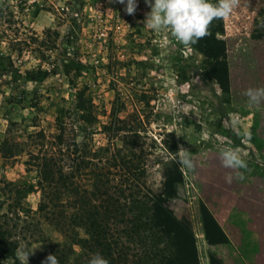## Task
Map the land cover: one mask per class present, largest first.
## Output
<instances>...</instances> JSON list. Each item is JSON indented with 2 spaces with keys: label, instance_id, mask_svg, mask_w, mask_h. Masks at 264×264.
I'll return each mask as SVG.
<instances>
[{
  "label": "rangeland",
  "instance_id": "obj_1",
  "mask_svg": "<svg viewBox=\"0 0 264 264\" xmlns=\"http://www.w3.org/2000/svg\"><path fill=\"white\" fill-rule=\"evenodd\" d=\"M124 7L114 0H0V225L12 226L20 217L12 232L16 259L25 264L21 252H27V264H42L50 244L62 241L44 222L41 234L21 233L25 220L34 224L40 218V193L21 198L15 192L35 186L32 157L58 152L61 125L63 149L77 141L81 156L102 157L105 150L108 156H128V165H140L138 178L152 190L165 189L171 175L176 184L167 205L191 222L200 264H209L212 252L203 238L200 204L213 217L220 210L226 214L221 228L238 253L234 264H264V104L249 107L243 95L264 86V0H238L222 18L226 89L211 71L212 59L180 44L167 29L157 34L146 28L150 7L144 0L133 15ZM6 57L13 68H7ZM66 64L73 65L69 77L80 69L73 89ZM38 69L49 76L25 79V71ZM80 103L87 111H75ZM233 113L250 137L236 133ZM110 124L124 131L105 130ZM5 139L13 154L1 152ZM225 147H238L247 160L243 180L225 183L233 171L221 165ZM182 148L190 152L191 169L179 163ZM85 178L87 185L90 177ZM229 200L249 212L221 205Z\"/></svg>",
  "mask_w": 264,
  "mask_h": 264
},
{
  "label": "trees",
  "instance_id": "obj_2",
  "mask_svg": "<svg viewBox=\"0 0 264 264\" xmlns=\"http://www.w3.org/2000/svg\"><path fill=\"white\" fill-rule=\"evenodd\" d=\"M222 34V18H215L208 25L207 34L193 46L214 61L211 71L223 80L221 84L226 89L228 71L224 61L220 60L225 52L224 42L220 39ZM6 59L7 68H13L10 58ZM72 67L71 64L63 67L71 89L80 74L76 67L69 77ZM48 76L49 71L41 69L24 73L30 82L43 81ZM73 97L79 103L80 93H74ZM81 109L87 111L82 103L76 105L75 111ZM59 128L60 134L55 138L58 152L43 151L32 157L38 174L35 186L23 185L22 190H15L21 198L32 192L40 193L37 207L40 218L34 224L25 220L21 233L41 234L44 222L62 237V241L50 244L46 258L56 255L59 264H88L92 254L100 253L109 264H200L191 222L178 218L167 205L169 192L176 184L171 175L165 189L152 190L140 182V165H128V156L126 159L119 154L108 156L106 150L102 157L93 155L91 158L88 152L81 156L76 149L77 141L63 149L64 127L60 125ZM104 129L117 133L124 131L120 126L113 128V124ZM7 143V139L2 142L1 152L13 154ZM170 150L175 154L174 141ZM87 176L90 179L86 185ZM19 206L20 203L12 205L16 207L15 215ZM199 213L205 242L208 245L229 243L226 233L204 204H200ZM16 217L18 222L13 227L6 223L0 225V264H6L3 261L7 259H12V264H21L15 257L16 244L12 239V232L20 221L18 214ZM208 262L224 264L213 252H208Z\"/></svg>",
  "mask_w": 264,
  "mask_h": 264
},
{
  "label": "clouds",
  "instance_id": "obj_3",
  "mask_svg": "<svg viewBox=\"0 0 264 264\" xmlns=\"http://www.w3.org/2000/svg\"><path fill=\"white\" fill-rule=\"evenodd\" d=\"M114 2L125 5L124 11L129 15H133L138 6V0H114ZM237 2L238 0H144V3L150 7V12L146 14L143 23L148 30L157 34L162 30H169L177 42L190 47L207 34L208 25L213 19L229 17ZM243 95L249 107L264 104V86L249 87L244 90ZM232 117L231 125L234 126L236 133L250 137V132L241 130L238 114L233 113ZM179 153L181 154L179 163L191 169L193 163L190 152L182 148ZM219 157L223 168L233 170L226 173L225 183L231 184L234 179L245 178L241 170L248 168V162L241 155L238 147L223 148ZM21 255L25 257L27 264L30 254L21 252ZM42 264H59V260L56 255H49ZM88 264H109V261L100 253H94Z\"/></svg>",
  "mask_w": 264,
  "mask_h": 264
},
{
  "label": "crops",
  "instance_id": "obj_4",
  "mask_svg": "<svg viewBox=\"0 0 264 264\" xmlns=\"http://www.w3.org/2000/svg\"><path fill=\"white\" fill-rule=\"evenodd\" d=\"M207 181L212 183V184H216L217 186H219L214 179H211L210 177L207 178ZM221 205H226L227 207H229V210L233 209L234 207L239 208L240 210H243L245 212H249V210H245L244 208L241 207V205H239L236 202H232L231 200H229L227 203L223 202V204ZM219 213L216 214L214 212V217L217 221V223L220 225V227L223 228V224L226 221V214L224 213H220L222 212L221 210L218 211ZM254 228V227H252ZM224 229V228H223ZM229 243L227 244H215V245H210L209 248L212 252H214L223 262L224 264H234L233 261H235L236 258H238V253L235 250L234 245L232 240L230 239L229 235Z\"/></svg>",
  "mask_w": 264,
  "mask_h": 264
}]
</instances>
